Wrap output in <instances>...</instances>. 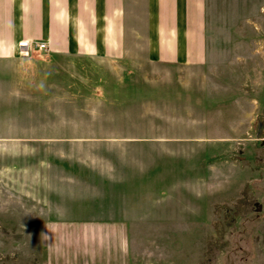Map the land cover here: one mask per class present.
I'll return each instance as SVG.
<instances>
[{
	"label": "rangeland",
	"instance_id": "rangeland-1",
	"mask_svg": "<svg viewBox=\"0 0 264 264\" xmlns=\"http://www.w3.org/2000/svg\"><path fill=\"white\" fill-rule=\"evenodd\" d=\"M125 5L122 57L0 58V264H261L264 0H204L200 64Z\"/></svg>",
	"mask_w": 264,
	"mask_h": 264
},
{
	"label": "crops",
	"instance_id": "crops-1",
	"mask_svg": "<svg viewBox=\"0 0 264 264\" xmlns=\"http://www.w3.org/2000/svg\"><path fill=\"white\" fill-rule=\"evenodd\" d=\"M138 1L145 3L143 12L133 6L130 15L146 20L144 40L153 56L167 63L204 61V0ZM125 4L126 0H0V58L21 55L22 40H44L55 54L122 57L126 32L142 39L141 28L127 26L130 12ZM257 211L264 217L263 203ZM260 232L264 239V219ZM258 261L264 264V240Z\"/></svg>",
	"mask_w": 264,
	"mask_h": 264
},
{
	"label": "built area",
	"instance_id": "built-area-1",
	"mask_svg": "<svg viewBox=\"0 0 264 264\" xmlns=\"http://www.w3.org/2000/svg\"><path fill=\"white\" fill-rule=\"evenodd\" d=\"M19 54L28 55L32 51H48V44L44 40H22L18 42Z\"/></svg>",
	"mask_w": 264,
	"mask_h": 264
}]
</instances>
